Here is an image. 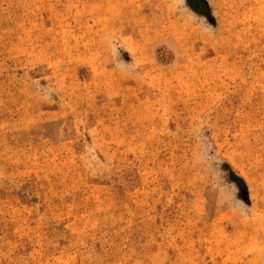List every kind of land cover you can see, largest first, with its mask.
<instances>
[{
    "label": "rangeland",
    "instance_id": "374dc122",
    "mask_svg": "<svg viewBox=\"0 0 264 264\" xmlns=\"http://www.w3.org/2000/svg\"><path fill=\"white\" fill-rule=\"evenodd\" d=\"M205 1L0 0V264H264V0Z\"/></svg>",
    "mask_w": 264,
    "mask_h": 264
},
{
    "label": "trees",
    "instance_id": "16d2710c",
    "mask_svg": "<svg viewBox=\"0 0 264 264\" xmlns=\"http://www.w3.org/2000/svg\"><path fill=\"white\" fill-rule=\"evenodd\" d=\"M187 1L195 10H198V5L197 4H199V3L205 4L206 3L205 0H196V2H194L193 0H187ZM237 182H238V180H237Z\"/></svg>",
    "mask_w": 264,
    "mask_h": 264
}]
</instances>
